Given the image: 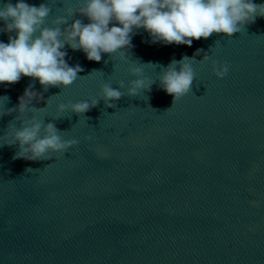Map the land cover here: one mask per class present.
<instances>
[{"label":"water","instance_id":"95a60500","mask_svg":"<svg viewBox=\"0 0 264 264\" xmlns=\"http://www.w3.org/2000/svg\"><path fill=\"white\" fill-rule=\"evenodd\" d=\"M49 6L51 27L65 12L62 3ZM149 40L143 29L133 36L128 63L110 54L89 61L66 45V61L83 71L65 89L45 93L29 77L0 85L9 108L30 84L43 94L38 107L51 97L38 119L79 141L59 159L37 162L0 148V264H264V17L231 39L213 34L191 47ZM200 49L229 72L218 79L211 60L197 61L194 94L172 106L159 87L161 66ZM133 66L155 81L151 92L106 107L101 86L123 82L126 93ZM93 98L100 102L85 116L58 112L60 103ZM14 115L0 119V135Z\"/></svg>","mask_w":264,"mask_h":264},{"label":"clouds","instance_id":"9594fccd","mask_svg":"<svg viewBox=\"0 0 264 264\" xmlns=\"http://www.w3.org/2000/svg\"><path fill=\"white\" fill-rule=\"evenodd\" d=\"M50 2L62 3L65 12L52 21L51 27L46 23L53 11ZM76 16L81 18L73 19ZM257 16L264 17V4L254 0H82L79 7H72L68 0H45L38 7L26 0H18L15 4L6 0L0 3V21L4 23L0 33L9 34L7 43L0 41V85H15L22 77H29L38 80L45 93L49 88L72 86L83 68L79 64H68L66 45L74 51H83L89 61L99 63L102 54H110L128 63L132 38L141 29L150 38L147 42L153 45L191 47L194 40H207L213 34L231 39L245 31L246 25L255 23ZM85 17L89 21L87 24L82 19ZM70 20H73L71 24ZM201 55L202 59L197 60ZM210 60L213 74L224 79L229 65L212 60L203 49L197 50L191 58L185 55L179 61L173 59L166 68L161 66L159 87L173 96L172 106L184 96L194 94L193 65L197 61L204 65ZM130 75L135 79L129 82L126 93L122 91L126 87L123 82L116 88L108 83L101 86L106 107L117 108V102L126 95L136 98L140 92H151L155 81L143 78L142 68L133 66ZM33 87L30 84L11 108L7 107L10 97L0 96V119L15 114L0 135V148L16 147L14 160L59 159L79 141L64 139L54 122L38 119L49 106L51 97L45 101L46 107H38L44 97ZM99 102L93 98L74 104L60 103L58 112L70 111L85 116ZM62 117L57 116L53 121ZM92 139L85 137L88 141ZM30 170L33 169H26V172Z\"/></svg>","mask_w":264,"mask_h":264}]
</instances>
